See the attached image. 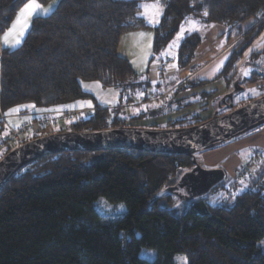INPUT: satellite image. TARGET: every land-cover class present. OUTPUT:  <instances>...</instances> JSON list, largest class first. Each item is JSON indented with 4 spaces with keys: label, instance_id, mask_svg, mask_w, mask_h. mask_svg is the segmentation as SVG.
<instances>
[{
    "label": "trees",
    "instance_id": "16d2710c",
    "mask_svg": "<svg viewBox=\"0 0 264 264\" xmlns=\"http://www.w3.org/2000/svg\"><path fill=\"white\" fill-rule=\"evenodd\" d=\"M27 1L0 0V33ZM35 1L46 5L51 0ZM142 1L59 0L49 14L33 17L22 43L0 51L1 112L68 111L62 108L65 104L90 99L95 108L91 115L52 133L104 130L155 115L156 108L150 106L130 118L119 114L122 103H144L151 97L148 69L138 73L118 54L124 33L148 27L140 15ZM159 2L162 14L151 28L148 64L162 57L184 21L197 19L205 26L222 27L219 38L224 45L236 41L217 75L229 89L236 64L264 29V0ZM203 41L197 31L183 36L174 54L178 71L193 67ZM261 55L264 48L248 57ZM262 66L264 59L258 68ZM256 79L264 80V72L252 73L247 83ZM89 81L119 90L118 104L111 110L100 105L82 88V82ZM205 83L176 80L161 108L178 112L210 97L205 91L179 95ZM205 108L206 102L165 123H200L205 119L197 112ZM45 134L38 130L16 145ZM191 166L185 155L132 149L66 151L31 161L0 189V264H175L179 253L186 264H264V172L224 201L213 202L208 193L182 203L185 211L176 216L171 209L177 197L157 195ZM98 198L125 208L101 211ZM141 250H152L154 257L140 256Z\"/></svg>",
    "mask_w": 264,
    "mask_h": 264
},
{
    "label": "water",
    "instance_id": "95a60500",
    "mask_svg": "<svg viewBox=\"0 0 264 264\" xmlns=\"http://www.w3.org/2000/svg\"><path fill=\"white\" fill-rule=\"evenodd\" d=\"M263 72L264 66L244 67L232 81V88L217 100L212 115L194 125L168 129L117 126L96 131H60L22 142L0 157V189L16 171L47 154L132 149L190 157L192 166L180 175L175 184L166 186L157 195L172 193L177 197L174 206L180 203L188 205L206 196L225 179L222 168H202L195 159V152L211 148L264 123V94L233 107L234 97L244 90L242 81L249 79L252 73ZM224 109L229 110L219 113Z\"/></svg>",
    "mask_w": 264,
    "mask_h": 264
},
{
    "label": "rangeland",
    "instance_id": "374dc122",
    "mask_svg": "<svg viewBox=\"0 0 264 264\" xmlns=\"http://www.w3.org/2000/svg\"><path fill=\"white\" fill-rule=\"evenodd\" d=\"M249 23H250L249 20L245 21L243 23V26L246 27V25ZM209 28H210L209 26H205L201 21L197 19L190 18L187 21H184L180 25L178 32L175 34V36L171 39V41L165 48L162 57L158 58L159 59L158 62H160V67L158 68L159 72L157 74L162 75V73L164 72L166 68L171 67V64L175 66V63L173 60H174V54L176 51V47L184 35L192 31H197L205 39V33L207 32ZM263 30L260 33V35L256 39L253 40V42L249 46V51L247 52V49H246L243 54V57L236 64L235 66L236 76L244 67L246 66L256 67L252 65L254 64L259 65L261 60L264 59L263 55L259 56L258 58L248 57V55L250 54L249 53L250 51L258 50L257 48H260L261 45H262V48L264 47V31ZM168 76H173V75L172 74L167 75V77ZM166 81H167V78L166 79L164 78V80L162 81H160L159 79V83H155V85L150 88L148 92L149 95L151 96L150 102L148 101L146 103L145 102L143 103L142 101H140L138 104L134 105L132 103L133 102L136 103V101L132 100V101H127L121 104V107H120L121 111L119 114L120 115L122 114V116L126 118L135 116L138 113H144L145 111H147L143 109L145 106H150L147 108H151V109L156 108L155 115H150V116L147 115V116L142 117L141 119H128L125 122L124 126L152 128V129H168V128L185 127L187 121H185L184 123L181 122V123L172 124V125H169L165 122L166 120L176 118L179 115L187 111L195 110L200 104H203L205 102L207 103V108L203 109L202 111H198L197 109L198 111L197 113L200 116L199 118L207 119L212 115V113L214 112L216 108V103H214L215 99L210 102L209 98L211 96L209 98L201 100L199 103H196L187 109H184L178 112H174L171 110L168 112L167 108L165 107L161 108L164 104H166L168 96L171 95L172 88H173V85L167 84ZM152 83H151V86L153 85ZM243 87H244V90L240 92L233 99V107L240 106L243 103L251 99L257 98L264 94V80L256 79V81L248 82V83L245 81L243 83ZM82 88L83 90L89 92L97 100V102H99L100 105H102L103 107H107L109 110L114 108L119 102V99H118L119 90L113 89V88L102 87L97 81L82 82ZM230 88H232V84ZM229 89L227 90L224 89V90L229 91ZM224 90L222 91L224 92ZM179 95H183V94H179ZM128 103H129V106L125 108L124 105ZM70 104L72 106L91 105V102H90V99H80V100H76L74 103L71 102V103L65 104L63 107L68 106ZM15 115L16 113L6 116V118H8L6 121H8L9 123V124L6 123L5 125L6 130L9 131V127L17 128L18 125L21 124L20 119L15 117ZM50 128L51 126H49L48 133H52L50 132V130L53 131V130L61 129L60 127L59 128L53 127L51 129ZM31 134L32 133L24 135L25 137L24 136L23 137L24 138L31 137ZM3 136L4 134H3V128H2L0 130V140L2 139ZM15 146L17 145L15 144V145H12L11 147L0 149V156H2L5 153L4 152L5 150L9 148L12 149ZM194 156H195L197 163L202 168H206V169L222 168L224 170L225 179L222 181V183L218 184L207 195L209 197V200L213 202L214 201L215 202L224 201L229 197V195L237 194L241 191V189L248 188L251 183V180L254 179L259 173L264 172V123L247 132H244L238 136H235L229 140H226L221 143H217L215 146L211 148L198 150L195 152ZM247 164L251 165L250 173H247V172L243 173V170ZM245 185H247V187H245ZM180 204L171 209V212L176 216L182 215V213L185 211V207H184L185 204L184 203H183L184 205H180ZM96 207L101 211H107L109 213H115L119 211V210H113L112 207L106 208L102 206L101 204H99L98 202L96 203ZM261 241H264V237ZM260 245H261V242H260ZM262 247L264 249V246ZM140 256L148 258V259H152L154 257V252L152 250H141ZM174 259H175V264H186L185 257L181 253L175 254Z\"/></svg>",
    "mask_w": 264,
    "mask_h": 264
},
{
    "label": "crops",
    "instance_id": "0c3cea01",
    "mask_svg": "<svg viewBox=\"0 0 264 264\" xmlns=\"http://www.w3.org/2000/svg\"><path fill=\"white\" fill-rule=\"evenodd\" d=\"M58 1L59 0H51L46 5H41L37 1L34 0L35 4L39 5V8H37L35 10V14L29 18L28 24L30 25L31 19L35 16H45L49 14L53 10V8L56 6ZM159 1L160 0H143L142 1L141 7H140V15L144 18V21L146 22L148 27L145 29H138L135 31L124 33L119 40L118 54L126 58L128 62L131 64V66L138 73H143L144 71L148 69L147 77L151 83L153 82L152 87L155 85V83H159V79L160 81H162L164 80V78L165 79L167 78V81H166L167 84H172V85H174L173 83L178 79L179 80H183V79L205 80L206 82L205 85L197 89H194V90H189L188 92L186 91L181 94H194V93L199 94V92L205 91L206 93H211L210 94L211 97L210 98L208 97L210 99V102L216 98L219 99L221 97L220 94L221 95L224 94L227 88L225 86V83L221 79L217 78V75L219 74L225 61L229 57L232 48L236 44V41L224 45L219 38V35L222 32V27L212 26L205 33V39L196 51V56H195L196 61L193 64V67H189L188 69L178 71L176 66L171 64V67L169 68L165 67L166 69L164 70L162 75H158L157 74L159 72L158 68L160 67V62H158L159 59L156 62H153L150 64L148 63H149V59L152 53L151 44H152L153 32L151 28L154 27L158 23L161 17V14H162V11L157 12L153 9V6H158L159 9H162V6ZM29 3H30V0H28L25 4L21 6V8L17 11L14 18L10 22L7 29H5L3 32L0 33V51L2 49H14L22 43L21 42L19 44H16L15 42L18 39L23 41L29 27L26 29V31H24V34L20 36L19 32L21 31V29L17 21H18V18L21 16L22 10ZM146 12L147 14H145ZM249 25L250 23L247 24L246 27L248 28ZM263 48L261 45L260 48H257L258 50L256 51H260ZM248 51H249V47L247 48V52ZM256 51H250L249 53L256 52ZM252 66L258 67L259 65L254 64ZM171 74L173 76L167 77V75H171ZM245 81L247 82V79ZM222 90H224V92ZM178 96L179 95H177V97ZM139 102L140 101L136 103L133 102L132 104L135 105V104H138ZM149 102H150V99H149ZM91 106L92 105L72 106L70 104L62 108L65 110H73L77 108L91 107ZM62 108L61 110H63ZM12 114L13 113L11 112L3 113L0 110V121H2L1 125L3 128V134H4V136L0 140V144L3 142L8 132L5 126L6 123L9 124L8 121H6L8 119L6 118V116L12 115ZM31 114L33 113H16L15 117L20 119V122L22 124V122L31 118L30 117ZM20 125H18V127H20ZM11 129H16V128L9 127V130ZM23 136L24 135H22V137ZM22 137H21V140L25 139L24 138L25 136L23 138ZM6 147L7 146L5 144L3 146H0V149H4Z\"/></svg>",
    "mask_w": 264,
    "mask_h": 264
},
{
    "label": "built area",
    "instance_id": "2783aa9c",
    "mask_svg": "<svg viewBox=\"0 0 264 264\" xmlns=\"http://www.w3.org/2000/svg\"><path fill=\"white\" fill-rule=\"evenodd\" d=\"M129 104H125L124 107L126 108ZM123 108V107H122ZM94 107H83L77 108L68 111H40L37 113L31 114V118L22 122L20 127L16 129H11L7 132L6 137L4 138L3 142L0 146L6 144L7 147H11L15 145L18 141L21 140L22 135H27L30 133H35L38 130L43 129L46 132H49V126L51 128L57 127L62 128L65 126L67 122L73 121L79 117H86L93 113ZM50 128V129H51ZM52 130H50L51 132ZM31 134V135H32ZM251 165L247 164L243 170V173L247 172L250 173Z\"/></svg>",
    "mask_w": 264,
    "mask_h": 264
},
{
    "label": "snow or ice",
    "instance_id": "6c2138e0",
    "mask_svg": "<svg viewBox=\"0 0 264 264\" xmlns=\"http://www.w3.org/2000/svg\"><path fill=\"white\" fill-rule=\"evenodd\" d=\"M39 8V5H36L34 0H30V3L28 5L25 6V8L22 10L21 12V16L18 18V21L17 23L19 24L20 26V29L21 31L19 32V35L22 36L24 34V31H26V29L29 27V24H28V20L29 18L35 14V10ZM147 8V6H146ZM153 9L155 11H162V9H159L158 6H153ZM147 14V12L145 13ZM205 15H207V12L204 13ZM22 41L21 40H16V44H19L21 43ZM18 110V109H17ZM11 111V110H10ZM245 187H247V185H245ZM243 189H241L242 191ZM104 203V206L106 208H111L112 206L109 205V204H106V202H102ZM119 208L123 209L124 208V205H119Z\"/></svg>",
    "mask_w": 264,
    "mask_h": 264
},
{
    "label": "clouds",
    "instance_id": "9594fccd",
    "mask_svg": "<svg viewBox=\"0 0 264 264\" xmlns=\"http://www.w3.org/2000/svg\"><path fill=\"white\" fill-rule=\"evenodd\" d=\"M102 202H106V204H109V205L111 204V202L107 201L106 198H98V203L101 204L102 206H104V203H102ZM121 204L124 205L123 203H120L119 205H121ZM119 205H111V206H112L113 210H123L125 208V205H124L123 209L119 208ZM261 245L264 246V241H261Z\"/></svg>",
    "mask_w": 264,
    "mask_h": 264
},
{
    "label": "flooded vegetation",
    "instance_id": "af4514ba",
    "mask_svg": "<svg viewBox=\"0 0 264 264\" xmlns=\"http://www.w3.org/2000/svg\"><path fill=\"white\" fill-rule=\"evenodd\" d=\"M235 77H237V76H235ZM234 79H235V78H234ZM245 80H246V79H244V80L242 81V83H241L242 86H243V83L245 82ZM230 89H231V88H230ZM230 89H229V90H230ZM226 92H228V91H225L224 93H226ZM235 97H236V96H235ZM235 97H234V98H235ZM228 110H229V109H224V110H222V111L219 112V113H223V112H226V111H228ZM180 191H182V190H180Z\"/></svg>",
    "mask_w": 264,
    "mask_h": 264
}]
</instances>
